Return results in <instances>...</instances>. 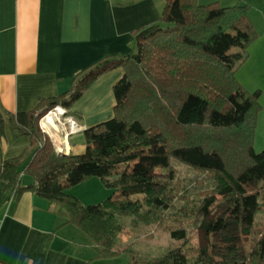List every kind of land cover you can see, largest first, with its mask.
Returning a JSON list of instances; mask_svg holds the SVG:
<instances>
[{"label": "trees", "instance_id": "obj_1", "mask_svg": "<svg viewBox=\"0 0 264 264\" xmlns=\"http://www.w3.org/2000/svg\"><path fill=\"white\" fill-rule=\"evenodd\" d=\"M249 12L242 4L164 0L158 21L132 33L130 53L101 58L78 73L67 92L11 116L29 148L0 163L5 201L34 192L56 206L60 228L72 226L87 237L99 259L264 264V232L253 226L259 199L264 201V151L254 149L261 93H249L236 79L258 38ZM118 68L123 76L112 87V116L82 132V154L59 156L40 119L57 106L70 115L72 105L101 76ZM172 160L210 174L212 185L197 202L175 205ZM24 175L31 185H21ZM90 178L116 194L85 206L66 193ZM170 211L176 215L164 217ZM122 217L156 223L175 245L156 258L118 245ZM198 231L205 235V246L194 243Z\"/></svg>", "mask_w": 264, "mask_h": 264}, {"label": "crops", "instance_id": "obj_2", "mask_svg": "<svg viewBox=\"0 0 264 264\" xmlns=\"http://www.w3.org/2000/svg\"><path fill=\"white\" fill-rule=\"evenodd\" d=\"M250 1L262 6L264 17V0H197L200 5L218 2L222 7ZM163 6L164 0H132L124 5L113 0H0V113L4 119L0 163L29 148V140L12 127L11 116L67 92L72 79L101 58L130 53L132 33L158 21ZM261 40L249 46L245 63L253 59L264 67V37ZM246 72L258 77L264 71ZM122 76L121 68L101 76L70 108V116L83 130L112 116V87ZM262 116L260 111L258 133ZM84 150L80 137L68 142L66 154L80 155ZM25 176L21 177L24 187L32 184ZM5 187L0 182V264H117V258H97L89 241L77 242L60 231L55 205L32 191L5 201Z\"/></svg>", "mask_w": 264, "mask_h": 264}, {"label": "rangeland", "instance_id": "obj_3", "mask_svg": "<svg viewBox=\"0 0 264 264\" xmlns=\"http://www.w3.org/2000/svg\"><path fill=\"white\" fill-rule=\"evenodd\" d=\"M248 6L250 7V20L253 19L251 22L258 34L257 39L259 40L255 41L253 44L256 45L257 43H261V38L264 37V17H262L260 13L262 12V6L256 5L254 1H250ZM254 49L255 48H252L250 51L253 52ZM234 50L235 49H232V51ZM261 70L264 71V67H260L256 61L250 59L249 62L244 63L238 68L236 79L249 93L259 91L261 94H264V72H261L258 77H254L252 74L246 72L249 71L250 73H253L252 71H255L256 73ZM259 103L261 107H264V95L260 98ZM262 113H264V109H261V114ZM110 117L111 116L104 118L97 124L108 120ZM261 120L262 121L258 127L259 133L256 131L257 126L255 129V134L258 133V140H255L254 148L256 153L264 151V149H262L264 148V116H262ZM80 137L83 136L75 134L68 139V142L75 143ZM170 170L174 173L172 188L173 194L175 195L174 203L177 207L197 202L212 185L210 174L207 172L196 171L178 160L171 161ZM25 179L30 180L28 176H25ZM66 193L76 197L83 205L90 206L101 204L110 196L115 195L116 191L104 187L99 179L90 178L83 183L68 189ZM173 215H176V213L170 211L167 215L164 214V217L171 219ZM61 222L63 223L62 219ZM120 222L122 223L123 230L117 235L118 245L139 252L144 258L159 257L168 247L175 245L167 234L157 231L158 227L156 223H137L130 217H122ZM253 226L258 232H264V201L261 199H259V210L254 216ZM59 230L77 242L88 243L87 237L81 231L72 226H64L59 228ZM244 239L246 240V238ZM194 243H197L200 246H205L207 244L205 235L201 231H198V233L195 234ZM126 262L127 259L125 256L115 259V263L117 264ZM189 264L195 263L192 261Z\"/></svg>", "mask_w": 264, "mask_h": 264}, {"label": "built area", "instance_id": "obj_4", "mask_svg": "<svg viewBox=\"0 0 264 264\" xmlns=\"http://www.w3.org/2000/svg\"><path fill=\"white\" fill-rule=\"evenodd\" d=\"M39 127L51 141L55 152L58 150L66 152L69 137L84 131L67 114L66 110L59 106L49 111L40 119Z\"/></svg>", "mask_w": 264, "mask_h": 264}, {"label": "water", "instance_id": "obj_5", "mask_svg": "<svg viewBox=\"0 0 264 264\" xmlns=\"http://www.w3.org/2000/svg\"><path fill=\"white\" fill-rule=\"evenodd\" d=\"M56 153H57L59 156H61V157L67 155L66 152H64L63 150H58V151H56Z\"/></svg>", "mask_w": 264, "mask_h": 264}]
</instances>
